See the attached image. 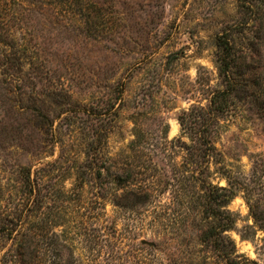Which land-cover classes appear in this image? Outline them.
I'll return each instance as SVG.
<instances>
[{
	"label": "rangeland",
	"instance_id": "obj_1",
	"mask_svg": "<svg viewBox=\"0 0 264 264\" xmlns=\"http://www.w3.org/2000/svg\"><path fill=\"white\" fill-rule=\"evenodd\" d=\"M1 8L0 264H227L202 240L215 209L235 217L240 258L264 264V6Z\"/></svg>",
	"mask_w": 264,
	"mask_h": 264
},
{
	"label": "trees",
	"instance_id": "obj_2",
	"mask_svg": "<svg viewBox=\"0 0 264 264\" xmlns=\"http://www.w3.org/2000/svg\"><path fill=\"white\" fill-rule=\"evenodd\" d=\"M5 0H0V11L2 10L1 5ZM241 3L245 9H247L250 14H256L260 13L261 8L264 6V0H241ZM3 16L0 15V23H2L1 19ZM1 42V40H0ZM1 46V45H0ZM219 47H220V56H219V62H220V73L224 75L226 80L230 79V69L233 67V64H235L234 59V45L231 42V40L227 36H222L219 40ZM5 53L0 48V69L5 67V65H8L9 58L6 57ZM6 74V72H5ZM2 71H0V76L4 75ZM230 82V81H229ZM228 94L229 91H221L219 95H217V98L213 100V110L215 112V115L218 116L219 113L224 112L227 105H228ZM28 180L27 185L30 186V193L33 194L34 187L36 188L39 184L38 178L32 180L31 172L28 171ZM223 189V188H222ZM225 190V189H223ZM234 193L230 192L228 195V199L233 198ZM218 198L215 197V202H217ZM213 216L215 218V221L213 225H211L210 228H208L202 236V240L204 242H209V244L212 245V247L225 259L227 260V264H253L254 262L251 260H243L241 257V254H238L236 250V244L234 239L226 235V231H230L235 227L236 219L233 216L231 212H229L226 216H222L220 211L218 209L213 210ZM22 254V252H20Z\"/></svg>",
	"mask_w": 264,
	"mask_h": 264
},
{
	"label": "water",
	"instance_id": "obj_3",
	"mask_svg": "<svg viewBox=\"0 0 264 264\" xmlns=\"http://www.w3.org/2000/svg\"><path fill=\"white\" fill-rule=\"evenodd\" d=\"M143 242H146V240H143Z\"/></svg>",
	"mask_w": 264,
	"mask_h": 264
}]
</instances>
